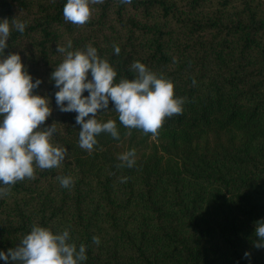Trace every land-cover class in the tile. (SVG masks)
<instances>
[{
  "label": "trees",
  "instance_id": "trees-1",
  "mask_svg": "<svg viewBox=\"0 0 264 264\" xmlns=\"http://www.w3.org/2000/svg\"><path fill=\"white\" fill-rule=\"evenodd\" d=\"M65 4L0 0V19L26 22L5 54L19 52L42 81L33 92L52 108L43 126L56 122L53 142L68 149L58 168H36L35 179L0 197V251L38 223L69 229L86 246L81 264H264V249L253 246L254 222L264 218V0H104L83 26L64 20ZM68 40L74 49L94 46L116 82L134 78L137 60L174 82L185 103L155 136L161 152L135 151L132 168L118 167V144L142 130L120 124L111 101L97 119L115 120L119 139L101 133L91 153L79 147L77 113L59 110L50 80L62 61L56 47ZM58 176L73 185L62 187Z\"/></svg>",
  "mask_w": 264,
  "mask_h": 264
},
{
  "label": "clouds",
  "instance_id": "clouds-1",
  "mask_svg": "<svg viewBox=\"0 0 264 264\" xmlns=\"http://www.w3.org/2000/svg\"><path fill=\"white\" fill-rule=\"evenodd\" d=\"M104 0H66L63 18L74 25L83 26L92 16L91 5ZM130 4L131 0H121ZM26 22L13 18L0 19V197L11 191V186L25 179H35V169L58 168L65 160L68 149L53 142L58 131L56 122L43 126L52 114L50 98L34 94L33 90L42 83L33 81L22 62L19 52L5 54L8 39L13 30L23 33ZM62 61L50 74V80L58 89L55 102L61 112L77 113L75 120L80 125L79 147L91 153L97 145V136L110 134L119 139L117 122L113 119L101 122L97 119L100 110L107 111L109 101L114 105L120 124L127 129H140L145 134L159 135L164 121L173 115L182 114L184 97L175 95L174 82L164 74H157L139 60L130 70L134 78L121 77L116 82L117 71L110 62L98 55L97 49L88 44L74 49L72 41L57 45ZM119 45L114 52L119 55ZM89 70L91 79H88ZM196 81L193 78V84ZM88 91V95L83 93ZM91 114V115H90ZM86 117H89L86 119ZM131 135V131L126 133ZM118 167L132 168L135 149L122 153ZM62 187L70 188V176H58ZM121 182H127V177ZM255 223L256 249H264V218ZM99 245L100 237L93 236ZM251 253L244 252L250 259ZM0 259L14 264H81L87 260L86 246L72 241L69 229L53 232L50 228L33 223L17 246L7 253L0 251Z\"/></svg>",
  "mask_w": 264,
  "mask_h": 264
},
{
  "label": "rangeland",
  "instance_id": "rangeland-1",
  "mask_svg": "<svg viewBox=\"0 0 264 264\" xmlns=\"http://www.w3.org/2000/svg\"><path fill=\"white\" fill-rule=\"evenodd\" d=\"M154 147L161 152L160 140H157L156 137L150 133L145 134L143 131L136 130L135 133L126 135L123 141L118 144L115 154L119 157L122 153L131 149H135V151L140 150V152H142L143 150L150 151Z\"/></svg>",
  "mask_w": 264,
  "mask_h": 264
}]
</instances>
